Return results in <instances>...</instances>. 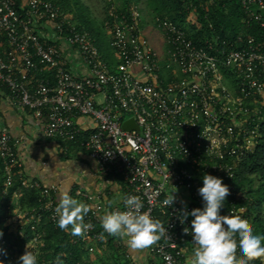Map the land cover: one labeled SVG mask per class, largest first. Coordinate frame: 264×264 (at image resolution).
Masks as SVG:
<instances>
[{
	"label": "built area",
	"instance_id": "built-area-1",
	"mask_svg": "<svg viewBox=\"0 0 264 264\" xmlns=\"http://www.w3.org/2000/svg\"><path fill=\"white\" fill-rule=\"evenodd\" d=\"M180 1L210 36L197 42L183 25L154 15L149 22L163 40L157 49L142 37L148 20H142L140 0H103L102 27L116 57L110 67L95 37L50 0H0V34L7 46L0 53V88L15 108L43 119V137L77 140L100 173L119 177L123 199L112 210H124V198L136 195L141 211L161 222L164 234L148 247L154 264H190L193 217L184 213L203 207V175L231 181L236 164L258 142L264 117V0H237L244 29L230 38H221L208 20L222 0ZM252 22L256 35L250 33ZM62 43L74 49L84 71L69 68ZM81 115L91 119L90 130L75 122ZM130 119L134 127L123 128ZM21 141L0 127V264H19L26 250L45 264L44 225L57 226L61 186L23 174ZM228 188L220 213L239 215L252 227L246 195ZM22 190L33 192L32 203H18ZM8 194L13 200L6 206ZM75 194L85 196L89 212L83 221L90 225L76 240L95 241L100 233L94 223L104 203L80 189ZM170 195L167 206L163 201ZM263 259L254 261L264 264Z\"/></svg>",
	"mask_w": 264,
	"mask_h": 264
},
{
	"label": "clouds",
	"instance_id": "clouds-1",
	"mask_svg": "<svg viewBox=\"0 0 264 264\" xmlns=\"http://www.w3.org/2000/svg\"><path fill=\"white\" fill-rule=\"evenodd\" d=\"M169 179V177H168ZM198 193L203 207L185 212L191 215V236L195 247L190 264H250L256 258L264 257V235L254 233L246 219L239 215L228 216L220 213L229 193L222 178L204 174ZM56 224L65 229L71 226L73 235H81L90 227L83 218L89 207L69 195L67 190L58 193ZM174 197L170 195L163 203L170 205ZM124 210L107 211L100 217V224L109 235L128 237L126 243L131 249H144L164 234L161 222L149 213L142 212V202L136 195H129L123 201ZM188 233V229L184 228ZM2 236V232H0ZM3 250L0 249V252ZM239 253V258L237 257ZM19 264H37V256L26 250L19 256Z\"/></svg>",
	"mask_w": 264,
	"mask_h": 264
},
{
	"label": "trees",
	"instance_id": "trees-1",
	"mask_svg": "<svg viewBox=\"0 0 264 264\" xmlns=\"http://www.w3.org/2000/svg\"><path fill=\"white\" fill-rule=\"evenodd\" d=\"M58 8L59 12L67 20H76L78 28L88 30L96 40V44L100 49L98 42V28L94 24L93 16L88 15L87 8L78 0H50ZM223 5L217 10H213L208 20L213 23L214 29L219 33L221 38H230L238 34L244 29L241 22L243 13L241 6L237 0H222ZM148 9L161 18H168L179 25H182L184 18L187 17V10L183 8L180 0H145ZM68 13H71V18H68ZM199 20H203L200 17ZM250 33L256 35L255 22L250 24ZM187 34L195 41H200L203 36H210L205 29L196 28L191 25L186 28ZM4 36L0 34V53L6 49ZM264 113V111H263ZM264 116V114H263ZM258 142L249 150L246 155L235 166V176L231 181L225 183L233 185L236 190L241 191L246 195L244 204L247 205L249 214L251 215V224L253 231L256 234L264 235V117L260 122ZM74 141V140H72ZM70 143H76L78 141ZM69 142V141H64ZM2 169L0 165V188L3 180ZM34 195L32 191L22 190L19 192L18 203L23 206L33 202ZM13 200L11 194H8L6 206ZM226 200V199H225ZM226 201L222 206L225 208ZM71 226L61 229L58 226L46 223L45 229V246L42 249V257L45 264H93L96 256L89 250L91 246L90 240H76L78 235L71 234ZM94 230L100 233L94 244L99 248L102 247L108 252L107 261L102 260V264H129L128 259L121 246L119 245V236L109 235L103 230L101 224L94 223ZM264 243V241H262ZM60 254V255H58ZM253 264H258L253 260Z\"/></svg>",
	"mask_w": 264,
	"mask_h": 264
},
{
	"label": "crops",
	"instance_id": "crops-1",
	"mask_svg": "<svg viewBox=\"0 0 264 264\" xmlns=\"http://www.w3.org/2000/svg\"><path fill=\"white\" fill-rule=\"evenodd\" d=\"M141 1L142 20H152L154 14L148 9L145 0ZM92 20H101L98 29L99 39H107L108 34L102 27L105 6L101 0L100 7ZM194 20V19H191ZM43 31L46 29L43 28ZM61 47L69 68L79 73L81 62L76 58L73 48L62 43ZM113 67L114 61L110 62ZM84 69V68H83ZM75 122L83 130L92 128V121L86 116H76ZM0 127L7 130L16 138H21L17 146V155L21 161L22 172L25 176L36 178L42 184H60V191H71V196L78 202H85V196L76 195L75 190L80 189L83 194L103 201L105 209L100 217L114 206H120L123 199L121 180L115 174H102L97 170L96 163L84 150L74 145L76 143L64 142L58 138H45L42 136L43 119L35 118L27 108H15L8 100L6 91L0 88ZM74 140L72 142H76ZM59 191V192H60ZM97 196V198H96ZM92 202H90L91 204ZM100 223V221H99ZM102 227V226H101ZM119 245L124 255L127 253L131 262L136 264H154L148 247L144 249H131L126 241L128 237L119 236ZM192 249L186 250V255L192 253Z\"/></svg>",
	"mask_w": 264,
	"mask_h": 264
},
{
	"label": "rangeland",
	"instance_id": "rangeland-1",
	"mask_svg": "<svg viewBox=\"0 0 264 264\" xmlns=\"http://www.w3.org/2000/svg\"><path fill=\"white\" fill-rule=\"evenodd\" d=\"M81 2V4H83L87 10H88V15L90 16H95L97 13V8L100 7V3L101 0H78ZM68 18H71V13H68ZM193 18H190L189 16L184 18V22H183V26L185 28H189L191 25H195L196 28H200L197 20H191ZM72 22H74L76 24V20H71ZM94 24L96 25V27L99 29L101 27V20H93ZM142 37H145L147 39L148 42H150L151 45H153L155 48L159 49V47H162L163 45V40H162V36L160 35V33H158L156 30H154V28L151 26V23L149 22V20L147 21V23L142 27ZM100 43V50L103 54L104 60L107 62V64L109 66L110 62L114 61V63L116 62V57H115V53L112 51L110 45H109V39L107 37V39H103V41H101L99 39L98 41ZM91 247H92V251L96 256L93 264H102L101 259L107 261V257H108V252L105 251L104 248L102 247H97L94 242L95 241H90ZM264 262V259H263Z\"/></svg>",
	"mask_w": 264,
	"mask_h": 264
},
{
	"label": "water",
	"instance_id": "water-1",
	"mask_svg": "<svg viewBox=\"0 0 264 264\" xmlns=\"http://www.w3.org/2000/svg\"><path fill=\"white\" fill-rule=\"evenodd\" d=\"M122 127L125 129H131L132 127H134V124L132 122V120H126L122 123Z\"/></svg>",
	"mask_w": 264,
	"mask_h": 264
}]
</instances>
